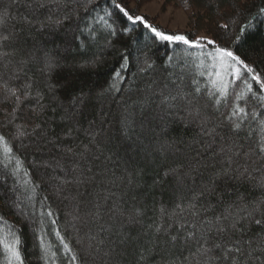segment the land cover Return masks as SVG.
I'll return each mask as SVG.
<instances>
[{
    "label": "trees",
    "instance_id": "trees-1",
    "mask_svg": "<svg viewBox=\"0 0 264 264\" xmlns=\"http://www.w3.org/2000/svg\"><path fill=\"white\" fill-rule=\"evenodd\" d=\"M165 1L0 0V264H264V0Z\"/></svg>",
    "mask_w": 264,
    "mask_h": 264
},
{
    "label": "rangeland",
    "instance_id": "rangeland-1",
    "mask_svg": "<svg viewBox=\"0 0 264 264\" xmlns=\"http://www.w3.org/2000/svg\"><path fill=\"white\" fill-rule=\"evenodd\" d=\"M129 5L135 9L137 14L146 16L161 31L186 35L191 30L188 13L185 8L172 2H166L165 0H130ZM198 38H206L201 41L200 44L202 45L211 40L208 35L199 32L192 41ZM212 63L219 68L218 70L225 68L223 62Z\"/></svg>",
    "mask_w": 264,
    "mask_h": 264
},
{
    "label": "snow or ice",
    "instance_id": "snow-or-ice-1",
    "mask_svg": "<svg viewBox=\"0 0 264 264\" xmlns=\"http://www.w3.org/2000/svg\"><path fill=\"white\" fill-rule=\"evenodd\" d=\"M117 8L120 9V11L124 12L125 16H127L128 20L136 22V21H140L143 22L145 24V27L149 28L151 30V32L154 34V36L156 38H158L161 41H168V42H182L186 45L189 46H193V47H197L200 46V43L203 39L206 38H198L195 41L189 40L187 38L186 35L184 34H166L163 31L158 30L156 27H153L152 25L148 24L144 18L142 16H133V15H129L128 12L121 7V5L117 4L116 5ZM261 12L264 13V9H261ZM239 39V37H238ZM208 44H214L215 41L212 40H208L207 41ZM216 51L220 54L221 58H229L235 62H237L238 64L242 65L248 72H253V68L249 67L247 64L244 63L243 60H241V58L239 56L234 55V53L232 51H229L226 48H217ZM237 71H239V69H237ZM252 79L254 81H256L257 83H260L262 86H264V81H261L260 77L257 75H254L252 77ZM238 112H240L241 114H243V109H238ZM236 113L234 112L233 115H235ZM237 127H239V125H237ZM0 140H3V137L0 136ZM256 154H264V144H261L258 149L256 150ZM255 223L257 225H260L262 223L261 220H256ZM220 231H223V229H220ZM18 243V241H17ZM242 242L235 244L232 248L228 249V251L230 253H239L241 254V256L247 254L248 249L242 248L241 247ZM8 250L12 253V256L20 262V264H22L19 252L16 251L15 246L14 245H7ZM216 247H220V245H216ZM250 247V245H249ZM73 259H75V257H73Z\"/></svg>",
    "mask_w": 264,
    "mask_h": 264
}]
</instances>
